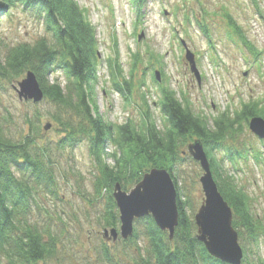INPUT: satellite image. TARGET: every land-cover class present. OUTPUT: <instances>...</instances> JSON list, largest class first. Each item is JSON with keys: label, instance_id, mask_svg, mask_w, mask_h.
I'll return each instance as SVG.
<instances>
[{"label": "trees", "instance_id": "obj_1", "mask_svg": "<svg viewBox=\"0 0 264 264\" xmlns=\"http://www.w3.org/2000/svg\"><path fill=\"white\" fill-rule=\"evenodd\" d=\"M147 1L132 0L140 20ZM254 2L261 10L257 0ZM19 7L35 10L50 34L33 43L15 44H6L0 36V94L4 81L17 82L26 71L33 70L44 91L43 99L56 106L55 113L49 114L62 136L54 143L44 136V131L41 132L43 114L37 110L33 116L25 115L26 128L23 130L26 132L15 138L6 125L9 116L0 113V264H49L60 256L65 257L61 253L69 246L66 245L69 231L64 226H69L70 214L57 208L56 219L62 226L58 225L53 220L52 209L44 205V199H60L58 174L63 175L57 165L58 153L74 148L84 140L88 142L94 165V194L98 200L105 199V206H95L97 220L93 223L100 228L112 229L120 225L113 196L117 183L129 191L152 168L166 169L174 179L179 210L174 239H168V232L162 231L151 215L136 220L135 224L138 222L140 228L135 227L133 236L113 242L117 248L128 245L135 249L129 254L131 264H226L211 257L197 239L194 219L197 207L189 204L190 196L179 188V164L188 154H184L187 152L184 148L196 140L203 144L214 180L233 209V226L239 233L240 242L245 243L242 246L246 254L244 264H256L249 259L248 252L257 248L264 237V221L252 206V196L239 185L233 174L223 170L213 151L215 148L226 151L227 160L236 169L247 164L240 162L250 153L259 159L261 153L253 151V142L248 141L245 149L246 142L241 147H232L229 141L234 143L238 139L250 117H264V106L248 102L240 110L227 108L212 117L202 116L194 113L188 102L179 100L170 86L159 84V105L168 122L163 128L158 126L148 109L143 111L140 123L132 118L120 124L107 121L94 106L92 93L101 60L96 26L89 19L87 10L77 0H0V22L4 15ZM202 10L204 22L198 19L197 22L212 42L206 22L210 12L204 7ZM222 10L229 33L254 52L256 49L248 41L242 26L225 7ZM192 16L191 11H185L184 23H191ZM134 57L130 77L125 75L118 54L108 58L113 87L127 99L132 98L130 91L136 64L141 60L138 54ZM57 70L65 73V85L51 80V74ZM140 85H145V81L142 80ZM145 106L150 108L147 101ZM109 143L112 145L110 152L107 151ZM107 158L113 162L109 163ZM48 217H51L50 223ZM97 248L101 259H110L106 240L100 241Z\"/></svg>", "mask_w": 264, "mask_h": 264}, {"label": "rangeland", "instance_id": "obj_2", "mask_svg": "<svg viewBox=\"0 0 264 264\" xmlns=\"http://www.w3.org/2000/svg\"><path fill=\"white\" fill-rule=\"evenodd\" d=\"M77 2L88 10L89 18L96 26L101 61L92 94L95 108L107 121L120 124L132 118L140 123L143 111L148 109L158 126L163 128L168 122L159 105V84L170 86L179 100L188 102L192 111L202 116L212 117L227 108L240 110L248 102L258 101L259 107L264 105V0H257L261 10L254 0H148L143 24L137 22V12L132 0ZM203 7L210 12L206 22L212 34V42L197 22V19L204 22ZM223 7L242 26L248 40L262 52L261 55H252L237 37L232 39L230 31L227 36V21L221 13ZM165 10L167 15L164 14ZM185 11L193 13L191 23H184ZM37 14L35 10H23L19 7L4 15L0 22V36L5 43H33L42 36H49L43 19ZM142 31L144 36L138 40ZM182 39L195 54L201 77L200 85L185 58ZM117 51L127 77H130L129 72L135 62L134 55L138 54L141 59L136 64L131 99L116 91L112 84L108 58L114 57ZM161 69L162 80L158 82L154 73L156 70L161 72ZM245 71L248 72L246 76ZM50 77L52 81L59 80L63 85L66 84V78L60 71L53 72ZM142 80L145 81L143 86L140 85ZM2 84L4 87L0 94V113L9 116L6 125L13 137L20 138L26 132L23 130L26 128L25 115L33 116L37 110L43 114L41 132L44 131V136L53 143L62 136L49 114L55 113L54 104L44 99L40 103L20 100L15 88L17 82L4 81ZM146 101L150 108L145 106ZM34 104L38 106L35 107ZM49 123L52 124L51 127L45 129ZM248 141L253 142V151L261 155L259 159L254 153H250L248 158L243 157L240 164H247L240 174H237L233 163L227 160L226 151L224 153L215 148L213 155L223 170L233 174L239 185L252 196V206L264 221V142L247 126L234 143H229L232 147H241L246 142V149ZM111 149L112 145L109 143L107 151L110 152ZM184 150H188V147ZM58 155L57 165L64 176L58 174L60 199L45 198L44 205L52 209L53 220L60 226L61 222L56 219L57 208L70 214L69 226H64L69 231L66 242L69 246L62 250L64 258L60 256L49 264H131L129 254L135 249L128 248V245L115 247L114 240L103 236L104 229L93 223L97 220L95 206H105V199L98 200L94 194V165L87 140L74 148H66ZM184 157L186 159L179 164L178 170L179 188L190 196L189 204L196 206L198 210L204 200L200 182L204 171L200 162L190 154ZM107 161L113 162L111 158H107ZM34 212H37L36 207ZM48 220L50 223L51 217ZM134 227L140 228L138 222ZM167 236L170 241L174 239V236L170 238L169 232ZM102 240L109 243L110 259H101L99 256L97 245ZM244 244L242 241L241 246ZM250 259L256 264L264 261V237L257 248L250 250Z\"/></svg>", "mask_w": 264, "mask_h": 264}, {"label": "water", "instance_id": "obj_3", "mask_svg": "<svg viewBox=\"0 0 264 264\" xmlns=\"http://www.w3.org/2000/svg\"><path fill=\"white\" fill-rule=\"evenodd\" d=\"M185 58L200 84V72L196 65L195 54L187 47ZM155 76L160 80V72ZM21 99H32L34 102L44 98V91L40 88L35 75L29 71L28 77L20 83L18 90ZM51 123L45 128H50ZM249 127L260 138H264V119L254 116ZM189 153L200 162L204 171L200 182L204 192V200L195 214L198 228L197 239L204 244L210 256L226 264H241L243 248L240 244L239 233L233 226V209L225 200L214 180L210 161L203 144L196 140L188 146ZM114 199L116 201L120 226L105 228L103 236L116 241L118 238L127 240L133 236L135 221L151 215L157 226L168 231L172 239L179 223L177 202V188L168 170L152 168L144 174L142 179L130 190L123 191L120 183L115 185Z\"/></svg>", "mask_w": 264, "mask_h": 264}, {"label": "bare ground", "instance_id": "obj_4", "mask_svg": "<svg viewBox=\"0 0 264 264\" xmlns=\"http://www.w3.org/2000/svg\"><path fill=\"white\" fill-rule=\"evenodd\" d=\"M110 8H111V12H113V7L111 6V4H110ZM86 9V8H85ZM87 10V9H86ZM87 14H88V10H87ZM164 14H168V12L165 10V12H164ZM89 16V15H88ZM144 16H145V8H144V15L142 16V18H141V20L139 19V17H138V19H137V22L139 23V24H143V18H144ZM90 19V18H89ZM49 33V32H48ZM50 34V33H49ZM144 36V32L142 31L140 34H139V36H138V40H140L142 37ZM186 42V41H185ZM181 43H182V41H181ZM182 45L184 46V44L182 43ZM186 45H187V43H186ZM188 47V46H187ZM184 48H186L185 46H184ZM119 55L120 56V53L117 51L116 52V55ZM120 58V57H119ZM122 65V64H121ZM124 70V69H123ZM29 71H31V72H33L34 73V75H35V78H36V80H37V82H38V84H39V86H40V88H42V86H41V84H40V82H39V80H38V77H37V75H36V73L33 71V70H28V71H26L25 73H24V75L21 77V79H19L18 81H17V85H16V91H17V93H18V97H19V99L20 100H25V101H32V102H34L32 99H28V100H26V99H21L20 98V96H19V92H18V90L20 89V83L22 82V81H24L27 77H28V73H29ZM57 71H60L61 73H63L64 74V76H65V78L67 79V77H66V75H65V73L63 72V70H57ZM55 72V71H54ZM52 75V74H51ZM51 78V77H50ZM51 80H52V78H51ZM59 81V80H58ZM67 81V80H66ZM65 85V84H64ZM4 87V86H3ZM43 100V99H42ZM41 100V101H42ZM34 103H40V101H37V102H34ZM243 167L244 166H241V167H239L238 169H236V171H237V174H240V173H242L243 172ZM174 180V179H173ZM121 186V185H120ZM121 188H122V186H121ZM133 188V187H132ZM131 188V189H132ZM130 189V190H131ZM114 190H115V187H114ZM114 190H113V195H114ZM122 190L123 191H126L125 189H123L122 188ZM129 190V191H130ZM116 202V201H115ZM117 205V204H116ZM118 208V207H117ZM248 257H249V259H250V253L248 252ZM245 260H246V254H245V252H244V250H243V257H242V262H241V264H244V262H245ZM251 260V259H250Z\"/></svg>", "mask_w": 264, "mask_h": 264}]
</instances>
